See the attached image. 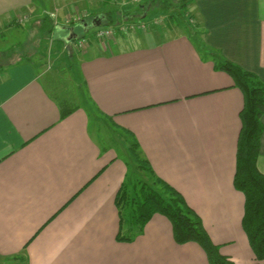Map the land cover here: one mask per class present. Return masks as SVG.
Segmentation results:
<instances>
[{
  "label": "crops",
  "instance_id": "crops-1",
  "mask_svg": "<svg viewBox=\"0 0 264 264\" xmlns=\"http://www.w3.org/2000/svg\"><path fill=\"white\" fill-rule=\"evenodd\" d=\"M52 1L0 0V36L34 24L27 28L38 25L43 37L40 9ZM144 1L124 2L130 5L123 8ZM61 4L56 0L55 9ZM64 7L46 37L51 43L58 37L52 54L39 45L33 49L39 58L19 56L22 44L2 54L19 57L0 68V259L209 264L197 243L175 242L170 221L160 214L133 243L117 241L116 199L128 167L113 148L102 152L80 103L69 93L58 99L48 88L47 79L54 85V70L64 64L59 72L72 70L76 89L81 94L84 87L100 120L134 134L156 175L200 216L221 254L235 264H264L243 230L245 196L234 187L244 96L230 75L215 68L216 56L222 57L264 81V0H195L191 13L202 25L200 41L180 29L159 28L163 17H125L122 10L121 22L83 27L89 40L83 50L75 46L82 35L70 36L89 14ZM105 28L114 30L106 45L97 37ZM63 102L80 108L62 120ZM258 167L264 174V133Z\"/></svg>",
  "mask_w": 264,
  "mask_h": 264
},
{
  "label": "trees",
  "instance_id": "trees-1",
  "mask_svg": "<svg viewBox=\"0 0 264 264\" xmlns=\"http://www.w3.org/2000/svg\"><path fill=\"white\" fill-rule=\"evenodd\" d=\"M194 1L147 0L138 7L136 6L135 9H124L121 15L129 17L136 12L139 17H143L144 14L151 18L163 17V27L165 25V28L180 29L199 40L202 25L198 17L191 13ZM110 2L112 1L108 0L106 6H109ZM105 15L108 16L106 20L102 16L93 17V14L89 15L84 21H81L83 22L81 25L75 28L73 34L71 32V38L74 39L80 33L82 37L79 38H85L86 35H83L82 31L84 26H96L100 22L101 26H111L114 23L111 22L114 21V18L111 13H105ZM116 19L124 20L119 17ZM41 25L44 27L43 37H48L46 35L50 36L55 31L54 25L48 17L41 22ZM24 57H28V55H24ZM215 68L217 71L230 75L234 80L235 87L244 96V108L240 113L242 129L238 141L234 187L245 196L243 230L248 237L256 260L264 262V174L258 167L264 133V81L255 73L247 71L222 57L216 56ZM86 99L87 103L82 105V108H85L90 123L93 124L97 118L96 115L99 116L102 113L88 94H86ZM78 108L80 107L61 103V119H65ZM98 119L100 120V118ZM110 126L112 129L108 131L109 134H112L113 140H116L119 145H127L135 164V167H132L129 162H126L128 174L116 199L120 216L117 241L133 243L138 236L144 233L146 225L153 216L160 214L170 221L174 240L178 245L197 243L205 251L209 264H235L229 257L221 254L220 247L213 243L203 226L202 219L187 204L185 198L156 175L151 164L142 153L141 146L134 134L112 123ZM98 144L102 152L109 149L103 145V141ZM42 230L43 228L39 232ZM19 258L22 257H14L13 259Z\"/></svg>",
  "mask_w": 264,
  "mask_h": 264
},
{
  "label": "rangeland",
  "instance_id": "rangeland-1",
  "mask_svg": "<svg viewBox=\"0 0 264 264\" xmlns=\"http://www.w3.org/2000/svg\"><path fill=\"white\" fill-rule=\"evenodd\" d=\"M57 1L58 2L60 1V3H62V4L60 7H57L56 9H55L56 6L54 5V3H56V0L52 1L51 3L47 2L48 3L47 7H45V6L41 7L40 12L42 13L43 17H48L50 19V21L54 20L57 22V20L61 16L65 15L64 14L65 10L63 9V8H65L64 5L69 6L70 4H73V5L77 6L75 11H77L78 8L80 9V12L78 11V13H80V16L84 15L86 17V13H88L89 15L93 14L94 15L93 17H96V16H104L105 13H111V16L115 19L117 16L120 15L119 11L121 12L122 10H124L123 5L124 6L130 5L128 3H124L123 0H111L112 2H110V4H108L109 6H106L108 3V0H65V1L64 0H57ZM82 13H84V14H82ZM68 15L70 17H74L75 14L73 15L71 13L70 14L68 13ZM155 18H156V16H155ZM33 25L34 24H29L28 26L32 27ZM37 26H34V28H29L31 30V33H29V29L26 27V28H20V29L15 30V31L6 32L4 37L0 36V68L1 69L4 66L3 63H5L6 61L10 62L12 59L16 60L19 56H23L21 54H27L28 56H31L33 58H39L41 55L37 54L36 51L33 50V49H37L39 45L41 46L42 51H46L47 55H49L50 53L52 54L51 51L55 50L54 48H56V45L58 43L57 42L58 37H56L52 43L50 41H46V37H42L38 33V31L40 32V29ZM92 27L93 26H91V28ZM177 30H179V29H177ZM29 35H30V38H29ZM81 35L82 34L80 33V36ZM28 43L31 44L30 48H28V45H29ZM18 44L23 45L22 50L18 51L19 52L18 54H20L19 56L14 55L10 59H5L6 57L2 58V56L5 55L7 52H9L13 46H15V45L17 46ZM129 46L132 47L133 44H130ZM16 50H19V49H17V47H16ZM27 52H30V53H27ZM75 54H78V52L75 51ZM69 61L71 63L73 62V60H69ZM63 65L64 64H62L60 67H59V65H57V68L54 70L56 73H58V76H59V78L56 79L54 85L49 84L50 82L47 79L48 88L51 90L52 94L54 96H56L58 99L59 98L64 99L66 96L65 94L69 93V95H71L74 103H76V104L80 103L81 105H84L85 103H87L86 92H85L84 87L82 89H80V92H81V94H80L78 89H76V85H75L76 83L74 82L75 80L73 78L72 70L69 72L66 71L67 75H64L63 72H59L60 68H61V70L64 71ZM72 84L75 86H72ZM62 94H64L65 96ZM94 114H97V113H94ZM96 117L97 118L94 122V126L92 127V132L94 133V138H95L96 142L102 143V141H103L104 146L109 147V148H113L118 154H120L125 159L126 162H129L132 167H135L134 159L131 156V154L129 153L127 145H123V144L119 145L116 140H113L112 134H109L108 131L110 129H112V126H110L111 123L104 118L99 120L98 119L99 116H97V115H96ZM0 264H25V263L19 262L18 260H15V259H9V260H5V261L0 259Z\"/></svg>",
  "mask_w": 264,
  "mask_h": 264
},
{
  "label": "built area",
  "instance_id": "built-area-1",
  "mask_svg": "<svg viewBox=\"0 0 264 264\" xmlns=\"http://www.w3.org/2000/svg\"><path fill=\"white\" fill-rule=\"evenodd\" d=\"M123 1L124 2H136L137 1L138 2L139 0H123ZM81 20H82V18H74V21L80 22ZM156 24L162 25L163 19H158L156 21ZM127 29H128V27H126L125 25L123 27H121L122 32L126 31ZM113 34H114V30H112L110 28H105V29L98 31L97 37L101 41L102 44L106 45L107 40L110 39ZM88 45H89V40L87 38H77L76 43H75V46L78 49H82V50L85 49L86 47H88Z\"/></svg>",
  "mask_w": 264,
  "mask_h": 264
},
{
  "label": "water",
  "instance_id": "water-1",
  "mask_svg": "<svg viewBox=\"0 0 264 264\" xmlns=\"http://www.w3.org/2000/svg\"><path fill=\"white\" fill-rule=\"evenodd\" d=\"M71 37V36H70ZM76 37V36H75Z\"/></svg>",
  "mask_w": 264,
  "mask_h": 264
}]
</instances>
